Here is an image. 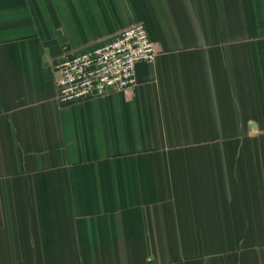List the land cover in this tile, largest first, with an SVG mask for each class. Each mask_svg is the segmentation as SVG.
Segmentation results:
<instances>
[{"label": "crops", "instance_id": "1", "mask_svg": "<svg viewBox=\"0 0 264 264\" xmlns=\"http://www.w3.org/2000/svg\"><path fill=\"white\" fill-rule=\"evenodd\" d=\"M137 23V84L59 105ZM0 264H264V0H0Z\"/></svg>", "mask_w": 264, "mask_h": 264}, {"label": "built area", "instance_id": "2", "mask_svg": "<svg viewBox=\"0 0 264 264\" xmlns=\"http://www.w3.org/2000/svg\"><path fill=\"white\" fill-rule=\"evenodd\" d=\"M156 57L146 25L134 24L109 43L66 56L55 69L57 101L70 106L95 96L128 91L137 84V65L153 63Z\"/></svg>", "mask_w": 264, "mask_h": 264}]
</instances>
